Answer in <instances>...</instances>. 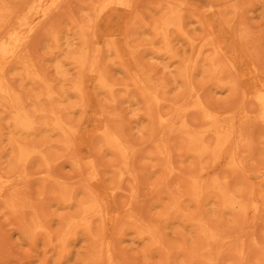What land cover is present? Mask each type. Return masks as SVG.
I'll return each mask as SVG.
<instances>
[{"label": "rangeland", "instance_id": "1", "mask_svg": "<svg viewBox=\"0 0 264 264\" xmlns=\"http://www.w3.org/2000/svg\"><path fill=\"white\" fill-rule=\"evenodd\" d=\"M263 99L264 0H0V264H264Z\"/></svg>", "mask_w": 264, "mask_h": 264}, {"label": "bare ground", "instance_id": "2", "mask_svg": "<svg viewBox=\"0 0 264 264\" xmlns=\"http://www.w3.org/2000/svg\"><path fill=\"white\" fill-rule=\"evenodd\" d=\"M28 26V25H27ZM30 30V29H29ZM34 64V63H33ZM260 79V78H259ZM9 93V92H8ZM264 100V99H263ZM21 117V116H20ZM167 122V121H166ZM73 145V144H72ZM108 219V218H107Z\"/></svg>", "mask_w": 264, "mask_h": 264}]
</instances>
